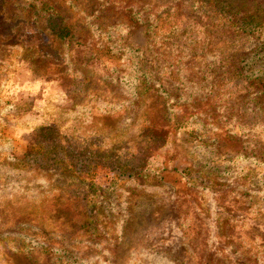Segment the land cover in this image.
<instances>
[{"label": "rangeland", "instance_id": "1", "mask_svg": "<svg viewBox=\"0 0 264 264\" xmlns=\"http://www.w3.org/2000/svg\"><path fill=\"white\" fill-rule=\"evenodd\" d=\"M0 110V264H264V0H0Z\"/></svg>", "mask_w": 264, "mask_h": 264}, {"label": "trees", "instance_id": "2", "mask_svg": "<svg viewBox=\"0 0 264 264\" xmlns=\"http://www.w3.org/2000/svg\"><path fill=\"white\" fill-rule=\"evenodd\" d=\"M242 13L245 15L244 12H242ZM51 18H52V22H54V25L51 28V32L55 35V37L57 39L66 40V39H69L73 36L72 35L73 29L71 28L70 25H68L64 21V19L61 17L59 12L54 13V16H52ZM259 20H260L259 15H257L256 13L250 14L248 24L252 25L255 23V27L259 28L261 25ZM105 34L106 35L104 37H100L101 41L98 42L97 44H95V45H98L97 46L98 51L103 52V55L105 57H107L109 55L110 49L114 52V55H116L117 53H121V54L116 55V59L119 61V63H120V59H122L123 63L117 64L118 66L116 65L117 68H116L115 76H116V78L122 79V75L124 73H127L128 74L127 77H130L129 80L132 83V74H137L139 71L138 67L140 66V62L137 63L135 60V56L137 54L136 52H138V51L136 49H133V48L130 49L129 50L130 54H128L129 56L127 55L126 52H116V49H118L116 46H118V44L116 43L115 32L112 31V32H107ZM125 48H127V46H125ZM125 48H121V50L125 49ZM131 52L134 54H131ZM130 73H132V74H130ZM71 150L72 149H70V151L68 152L69 154H73V151H71ZM8 153L9 154H7V157H9V158H12L15 160H21L22 159V161L24 159V158L19 159V156L14 155L10 151ZM6 165H7V163L4 164L3 162L0 161V168L3 167V169L6 170L7 169ZM18 215H21V214H18ZM15 219H16V221L17 220L23 221L24 217L19 216V217H16ZM29 257H30V255H29ZM29 257H28V260L30 259ZM27 264H32V263L28 261ZM242 264H244V263H242Z\"/></svg>", "mask_w": 264, "mask_h": 264}, {"label": "crops", "instance_id": "3", "mask_svg": "<svg viewBox=\"0 0 264 264\" xmlns=\"http://www.w3.org/2000/svg\"><path fill=\"white\" fill-rule=\"evenodd\" d=\"M8 124V121L7 119L5 118V116L2 114L1 110H0V125H7Z\"/></svg>", "mask_w": 264, "mask_h": 264}]
</instances>
